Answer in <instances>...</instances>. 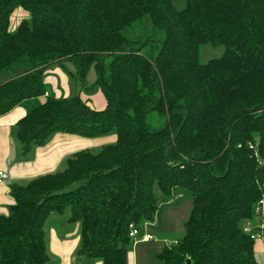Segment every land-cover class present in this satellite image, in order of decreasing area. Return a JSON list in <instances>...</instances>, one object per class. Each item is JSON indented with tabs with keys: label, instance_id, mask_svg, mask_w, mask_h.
<instances>
[{
	"label": "trees",
	"instance_id": "1",
	"mask_svg": "<svg viewBox=\"0 0 264 264\" xmlns=\"http://www.w3.org/2000/svg\"><path fill=\"white\" fill-rule=\"evenodd\" d=\"M184 1L177 9L173 0H0V72L27 67L0 85V117L46 96L44 74L55 63L75 64L83 84L95 65L106 99L95 109L81 95L48 96L17 123L23 153L56 133L116 136L99 153H74L62 171L12 186L0 264H49L46 222L67 209L81 224L82 259L128 264L131 225L144 231L159 210L157 190L171 196L177 187L191 192L193 207L184 236L158 260L258 264L244 225L264 221L256 214L264 201V0ZM146 19L150 35L125 33L136 35ZM206 45L223 52L202 63Z\"/></svg>",
	"mask_w": 264,
	"mask_h": 264
},
{
	"label": "crops",
	"instance_id": "2",
	"mask_svg": "<svg viewBox=\"0 0 264 264\" xmlns=\"http://www.w3.org/2000/svg\"><path fill=\"white\" fill-rule=\"evenodd\" d=\"M54 72L59 76H52L48 70L45 72L48 73L45 79L46 84H48L46 96L26 100L8 114L0 117V172L9 176L7 180L0 179V215H8L10 207L15 203L12 197L13 185L25 186L35 178L63 170L69 157L80 150H85L86 147L90 148L92 144L116 142L115 135L90 139L77 135L56 133L49 138L46 144L34 147L27 155L23 153L22 146L16 136L17 123L31 111L44 104L48 96L71 98L67 75L63 74L59 68H56ZM1 78L2 81L14 79V77L10 79L9 75ZM78 95H81L84 100H90V105L95 109L106 107V99L99 87L96 86V82L93 92H89L85 88V91L81 90ZM159 213L158 210V216ZM70 218L71 212L66 210L63 213H52L46 222L45 232L50 254L49 264H78L79 262L81 264H103L100 260L82 259L79 256L81 224L71 221ZM153 223L147 224L144 227V232H148L145 229ZM154 238L156 240L155 236ZM150 242L133 244L129 248L128 264H146L141 260L139 246ZM254 248L256 255L264 260V242H255ZM158 255H156L157 259Z\"/></svg>",
	"mask_w": 264,
	"mask_h": 264
},
{
	"label": "rangeland",
	"instance_id": "3",
	"mask_svg": "<svg viewBox=\"0 0 264 264\" xmlns=\"http://www.w3.org/2000/svg\"><path fill=\"white\" fill-rule=\"evenodd\" d=\"M173 1L177 9H183L185 7L184 0H173ZM145 21L147 22L146 25H144L143 28L139 27L136 35H133L130 30H126L125 33L128 35L129 32L130 36L137 40L147 37L152 33V28L149 19H146ZM19 22H20L19 19H16L14 21L12 31H15L17 29ZM160 34L158 33L157 36L160 37L164 36L163 31H161ZM222 52H223L222 47L218 49H214L210 45H206L202 48L201 62L206 63L211 58L219 57L222 54ZM56 68H59L63 74L67 75L69 79V89H70L69 94L71 98L76 97L81 92V90L85 91L84 88L85 85H87L89 88H93L97 80V72L95 69V65H92L88 69L85 78V84H83L80 77H78L77 74L78 71L75 64L69 62H66L65 64L55 63L52 64L47 70L48 72L50 71L52 76L58 77L59 74L54 72ZM26 70L27 67L25 65H18L12 68L11 70L1 71L0 85L5 82H8V81H2L1 77L9 75L10 79L13 77L15 78V76H20ZM47 75L48 73L44 74V79H46ZM112 135H115V132H112L104 137L106 138ZM104 137H99V138H104ZM110 144H113V142H104L102 144H97V145L92 144L90 148L86 147L85 149H89L92 153L96 154L99 153L104 146ZM77 186L78 184L73 185L71 188L75 189ZM156 196L159 203L160 213L159 216L157 214L155 223H153L150 227H147V229H145L148 232L152 233L156 237V240L148 244L146 243L141 244L139 246V253L141 260H143V262H145L146 264H163L160 260L156 258V255L160 254L161 250L165 246H171L175 244L184 236L185 223L188 220L193 207V196L188 189L183 187H177L171 196H167L163 194L161 191L157 190ZM67 211H70V209H67ZM256 259L258 264H264V260L262 259V257H258L256 255ZM78 264H81V262H79Z\"/></svg>",
	"mask_w": 264,
	"mask_h": 264
},
{
	"label": "built area",
	"instance_id": "4",
	"mask_svg": "<svg viewBox=\"0 0 264 264\" xmlns=\"http://www.w3.org/2000/svg\"><path fill=\"white\" fill-rule=\"evenodd\" d=\"M249 148L257 152V145H255L254 143H249ZM8 178L9 176L6 173L0 172V179L7 180ZM260 203L261 205L256 209V214L259 216H264V201H261ZM244 232L250 235L251 239L254 242H264V221L260 219L257 223H246L244 225ZM130 237L133 239L134 244H138L141 242H150L155 239L151 233L144 232L134 224L131 225Z\"/></svg>",
	"mask_w": 264,
	"mask_h": 264
},
{
	"label": "water",
	"instance_id": "5",
	"mask_svg": "<svg viewBox=\"0 0 264 264\" xmlns=\"http://www.w3.org/2000/svg\"><path fill=\"white\" fill-rule=\"evenodd\" d=\"M189 264H190V262H189Z\"/></svg>",
	"mask_w": 264,
	"mask_h": 264
}]
</instances>
